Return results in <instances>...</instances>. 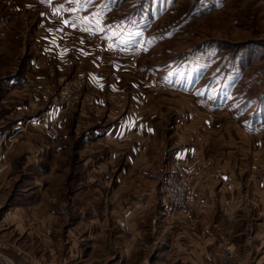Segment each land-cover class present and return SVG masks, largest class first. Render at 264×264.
Returning <instances> with one entry per match:
<instances>
[{"label": "rangeland", "instance_id": "374dc122", "mask_svg": "<svg viewBox=\"0 0 264 264\" xmlns=\"http://www.w3.org/2000/svg\"><path fill=\"white\" fill-rule=\"evenodd\" d=\"M19 5L24 7L25 4ZM37 13H45L47 18L61 23L58 29L63 35L60 39L62 56L70 48L75 50V55L82 53L86 57L88 47L97 51L102 46L108 51L98 52L108 57V61H115L116 70L123 71L120 76L126 81H123L125 86L150 96L152 107L168 111L167 121L160 127L164 133L178 115L187 111L206 112L215 124L240 122L252 126L256 132L264 130V0H38L30 3L29 10L18 14L0 5V91L3 90L0 92V125L7 124V112L19 105L11 98L27 103L18 92H13L15 89L22 91V87H29L34 92L37 86H48L50 93L43 97L41 109L57 114V120L52 123L54 128L62 116L65 118L62 120L65 130L60 138L67 151L65 154L64 149L63 153L66 163H46L44 170L48 173L44 177L24 179L22 186H18L16 180L8 189L9 195L15 193L25 198L22 210L11 212L4 220L11 226L2 229V252L8 251V242L16 240V250L26 253L32 264L175 263L171 257L161 260L158 257L169 246L175 254L186 248L191 251L197 245L183 241L184 237L191 231L193 236L200 235L197 229L187 228L182 216L174 214L167 226L157 208L143 210L136 204L135 216L129 214L128 219L122 214V223L111 217L109 229L92 228L102 214L86 210L89 194L85 191L84 177L78 180L76 200L70 202L69 172L73 162L66 158L71 145L75 146L74 151L80 149L70 135V127L76 121L75 113L84 112L81 111L84 105L80 109L62 111V107L52 104V99L77 74L93 75L82 68L86 62L77 61L74 70L70 68L60 74V81L39 83L34 80L39 70L28 66V62L39 56L47 58V52L39 53L34 39L41 20ZM16 15V20L10 24ZM77 45H83V49ZM117 62L121 64L118 66ZM11 76L24 78L17 88L13 85L15 89H11L7 97L4 85ZM82 94L88 93L83 91ZM127 95L117 97L122 99ZM114 96H110L111 101L105 107L108 113L114 114L111 120L118 119L116 114L123 108V105L116 106L119 99ZM126 101L124 107H129L132 103L129 96ZM55 130L56 133L51 130L52 137H59L57 128ZM256 133L264 140V131ZM165 136L168 138L169 134ZM211 140L204 146L206 156L213 150L224 149L219 151L220 142ZM101 143L106 146L103 139L98 145ZM81 150L85 153V149ZM74 160L78 174L85 172L82 161L72 152L71 161ZM100 170L94 168L95 173ZM242 193L247 204L236 207L234 219L221 215V229L216 231L222 238L213 230L221 240L211 246L220 252L230 247L238 252L239 262L247 258V264H264L261 205L249 189H243ZM8 196H2L1 204L6 203ZM226 206L228 208V202ZM2 213L0 211V215ZM13 220L16 221L13 223ZM20 220L25 221V228H17L15 223ZM12 231L15 234L8 239L6 233ZM15 231H20L22 236L17 239ZM119 236H144L152 243H119Z\"/></svg>", "mask_w": 264, "mask_h": 264}, {"label": "crops", "instance_id": "0c3cea01", "mask_svg": "<svg viewBox=\"0 0 264 264\" xmlns=\"http://www.w3.org/2000/svg\"><path fill=\"white\" fill-rule=\"evenodd\" d=\"M31 2L30 0H20V2L0 0V5L18 14L29 10ZM20 3L29 4V8L25 5V8L20 6ZM37 14L41 20L34 39L36 38L39 53L47 52L45 55L47 58L43 59L39 56L28 62V66L39 70L33 76L34 80L39 83L60 81V74L70 68L74 70L77 61H80V63L86 62L82 68H86L93 75L92 79L95 83L94 91L83 96L79 107L80 109L84 105L81 111L86 112L90 109L91 113L76 112L74 115L76 121L71 123L70 127V135L76 140V146L80 148L74 151L75 146L71 145L66 158L73 162V169L69 172L70 202L73 203V200H76L78 180L84 177L85 191L89 194L86 210L91 211L92 214L100 215V212L102 214L101 220L93 223L92 228L109 229L111 217L116 222L122 223V214L128 219L129 214L134 213L135 216L136 204L142 206L143 210L157 208L163 223L165 222L168 226L175 216L163 198L162 188L164 176L173 161L181 157L186 163L192 164L196 171L201 163L209 162L208 170L195 175L193 195L196 203H199L193 206L190 216H182L188 229H197L200 233L193 236L194 232L191 231L183 241L197 247L191 248V251L186 248L179 254H175L169 246L163 250L165 252H161L163 254L159 255L158 259L171 257L175 261L172 264H247L248 259L239 262L238 252H233L230 247L228 251L220 252L214 250L211 245L220 242L221 239L218 237L222 238L216 231L221 229V215L226 214L230 219H234L236 207L247 204L243 197V189L246 191L249 189L253 197L259 201L261 205L259 211L264 220V140L260 133H256L264 131L263 128L255 132L252 126L236 121L228 122L227 125L215 124L214 119L206 112L199 114L187 111L186 114L178 115L164 133L160 127L164 120L167 121L168 111L152 107L151 97L143 95L136 88L129 90L120 76L123 71L119 68L115 69L116 66L113 64L115 61H108V57L99 55L98 51H106L102 46H97L101 48L97 51L87 46L89 48L87 57L82 53L75 55L73 48L65 50V55L62 56L60 53L63 47L60 42L62 31L58 29L61 23L56 19L47 18L45 13ZM17 16L12 17L10 24H13ZM67 43L69 42H65ZM82 46L78 47L83 49ZM6 52H8L7 49ZM117 64L119 66L121 63L117 62ZM23 78L11 76L5 82L4 91L7 97L15 89H12L13 85L15 87L19 85ZM13 92H18V95L25 98L24 101L27 103L11 98L19 105L7 112L5 116L7 124L0 125V167L5 166L0 171V211L4 212L0 215L1 221L5 220L11 212L22 210L25 196L19 197L15 193L9 195L8 189L11 185L16 180H18L17 185L22 186L24 179L41 175L44 177V174L48 173L44 170L45 164L66 163L63 160L64 149L67 154L66 147L62 145L60 138V133L65 130L64 122L62 123L65 118L62 116L58 125H55L59 137H52V123L55 119L57 120V114L52 110L43 111L41 109L43 98L36 95L29 87H22V91L15 89ZM123 95L127 97L122 99L117 97ZM110 96L119 99L116 106L123 105L121 112L116 114L118 118L116 120L110 119L114 117V114L108 113L105 108L111 101ZM128 96L132 103L128 104L129 107H124ZM72 118L73 116L70 119ZM109 120L112 122L108 123ZM166 134H169L168 138ZM102 139L106 146H103V143L98 145ZM209 139H212L213 143L220 142L219 151L224 149L221 152L213 150L206 156L204 146ZM81 149H85V153ZM72 152L75 153L76 158H80L84 166L85 172L80 175L78 169L74 167L75 160L71 161ZM203 154L204 157H202ZM88 166L92 171L87 170ZM96 166L101 168L98 173L94 172V168H98ZM5 194L9 196L5 203L7 206L4 208L5 204H1V198ZM15 224L20 229L26 226L25 221L22 220ZM7 226L10 227L11 223L7 222ZM213 230L219 234L218 237ZM15 232L18 233L17 239L22 236L20 231ZM6 234L9 239V236L15 233L12 231ZM147 240L149 239L144 236L118 237L119 243L127 241L133 244L152 243ZM7 245L10 247L7 252L3 251L0 254V264H32L26 253L22 254L16 250V240L8 242Z\"/></svg>", "mask_w": 264, "mask_h": 264}, {"label": "built area", "instance_id": "2783aa9c", "mask_svg": "<svg viewBox=\"0 0 264 264\" xmlns=\"http://www.w3.org/2000/svg\"><path fill=\"white\" fill-rule=\"evenodd\" d=\"M94 89L95 83L92 77L86 72H81L63 85L61 91L53 97L52 104L62 107V111L68 108H79L84 96L82 92L89 93L94 91ZM34 93L42 98H46L50 93V89L48 86L41 85L34 89ZM52 130L55 133L57 132L54 127ZM4 167H0V171ZM209 167L210 163L204 162L200 164L199 169L196 171L194 166L183 162L179 158L173 161L172 166L164 176L162 192L166 204L169 205L174 214L183 217L191 215L193 206L199 203H196L195 196L193 195L195 175L208 170ZM6 226V221H0V254L4 248L2 229Z\"/></svg>", "mask_w": 264, "mask_h": 264}]
</instances>
